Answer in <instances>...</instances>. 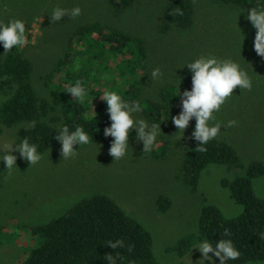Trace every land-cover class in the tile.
<instances>
[{"label": "rangeland", "instance_id": "374dc122", "mask_svg": "<svg viewBox=\"0 0 264 264\" xmlns=\"http://www.w3.org/2000/svg\"><path fill=\"white\" fill-rule=\"evenodd\" d=\"M171 1L174 0H137L132 8L117 14L109 0H0V20L20 18L27 22L29 43L22 51L33 64L31 81L38 96L49 101L45 77L53 72L68 45L77 43L74 41L76 29L94 22L145 41L148 59L142 80L143 99L160 100V90L167 85L178 91L179 78V91L190 90L187 68L182 67L201 54L212 53L237 60L248 71L253 87L241 90L237 86L233 90L235 96L215 114L222 124L228 120L237 121L233 127H221L216 139L234 146L243 165L253 160L264 162V58L253 50L256 30L246 19L247 12L238 16L242 10L220 7L212 0H192L197 8L194 28L188 32H163L164 9ZM77 6L81 8L78 17L70 19L66 14L59 21L51 20L53 8ZM0 49L4 51L2 45ZM157 66L161 67L164 77L153 81L149 73ZM5 97L0 95V102ZM181 110L179 97L178 102L170 105L168 119L159 125L160 143L150 153L144 152L143 142L137 139L136 130L132 128L129 154L121 160H113L109 155L113 138L108 137L88 146L82 145L80 150L74 145V150L79 152L67 160L60 155L59 144L43 153L36 165H30L13 151L11 154L18 158L11 173L0 161V227L12 237V240L6 237L3 243L0 241V264H17L33 245L29 231L19 226L47 223L92 194L109 196L151 233L154 256L160 264H196L200 258L197 249H191L182 258L169 249L181 238L197 233L204 202L217 206L228 218L241 213L242 207L231 198L222 181L243 176L245 170L211 165L203 172L197 191L193 192L181 177V162L189 147L199 141L192 137L195 117L190 119L180 138L177 135L179 130L171 118ZM59 114L56 109L45 120L59 125ZM135 115L147 120L141 112ZM24 126L6 128L0 125V148L14 142L15 148L19 144L18 132ZM253 188L256 196L264 199V176L254 180ZM162 197H167L171 203L165 212L159 211ZM213 260L219 264L215 257ZM246 264H264V261Z\"/></svg>", "mask_w": 264, "mask_h": 264}, {"label": "trees", "instance_id": "16d2710c", "mask_svg": "<svg viewBox=\"0 0 264 264\" xmlns=\"http://www.w3.org/2000/svg\"><path fill=\"white\" fill-rule=\"evenodd\" d=\"M212 1L220 7L228 6L236 10L264 5V0ZM136 2L109 0L117 14L132 8ZM180 10L182 15L178 14ZM196 14L197 8L192 0L171 1L164 9L162 31L188 32L194 28ZM74 41L77 43L68 45L53 72L45 77L51 101L38 96L31 81L33 64L24 56L22 49L15 51L13 46L5 54L0 49V95L6 96L0 102V125L6 128L25 125L18 132V143L26 136L43 154L60 144L55 139L59 134L55 131L59 125H67L70 130H74L75 125L82 126L91 135L93 143L105 140L108 137L103 135V129L110 126L111 121L106 103L98 98L103 88L116 90L129 102L139 101L143 105L141 114L148 121L159 125L165 123L170 115V105L179 100L176 97L178 91L174 86L167 85L160 90V100L142 98V80L147 72L148 59L142 38L94 22L78 27ZM187 73L191 81L188 69ZM77 80L90 92L96 120L88 98L80 103L66 92V87ZM56 109L60 113L57 119L59 125L45 120ZM33 120L35 128L29 126ZM199 144L197 142L189 147L183 156V181L196 192L202 174L209 166L242 167L245 170L243 176L222 181V186L229 189L231 198L242 207V211L228 218L217 206L204 202L197 233L181 238L169 251L182 258L197 238L206 237L215 244L225 238L223 231L227 228L241 256L225 264L264 261V240L258 235L264 231V199L257 197L253 188L254 180L264 176V162L253 160L243 165L235 147L216 138L205 146V152L196 150ZM170 204L167 197L160 198L159 211L165 212ZM18 228L29 231L33 245L27 256L17 264H109L105 257L109 254L117 256V253L116 264H160L154 256L151 233L104 194L80 199L61 216L47 223ZM6 237L12 240L0 227V241L3 243ZM117 239L123 240V248L113 249L107 244L109 240ZM129 245H132L131 251L128 250Z\"/></svg>", "mask_w": 264, "mask_h": 264}, {"label": "clouds", "instance_id": "9594fccd", "mask_svg": "<svg viewBox=\"0 0 264 264\" xmlns=\"http://www.w3.org/2000/svg\"><path fill=\"white\" fill-rule=\"evenodd\" d=\"M245 11L247 12V21L256 30L253 39V50L257 56L264 58V5L248 7L240 11L238 16ZM66 14L69 15L70 19L76 18L81 15V8L78 6L71 9L55 7L52 9L50 17L52 21H59ZM178 14L182 15V10ZM26 23L20 18H10L7 22L0 20V45L4 49L3 54L10 52L9 50L13 46H15L16 51L29 43L26 34ZM184 67L191 74V89L181 93L179 91L181 79L179 78L176 85L178 88L176 97H181L182 110L171 119L173 125L179 130L177 135L180 138L190 119L195 117L196 123L192 137L200 142L196 150L205 152L207 150L205 146L220 134L221 127L227 128L237 125L236 120H228L226 124H222V122L216 120L215 114L221 110L229 98L235 96L233 90L237 86L241 90H251L253 81L240 62L231 57H218L212 53L201 54L187 62L182 68ZM149 74L153 81L162 80L164 77V72L159 66L153 68ZM66 92L70 93L75 101L80 103L88 98L92 105L91 112L96 120L90 92L82 85L81 81L77 80L74 84L68 85ZM98 98L106 103V111L111 121L110 126L103 129V135L113 138L108 149L113 160H121L129 154V131L132 128L136 130L137 139L143 142L145 153H150L156 149L160 143L159 124L135 115L143 110V105L139 101L129 102L116 90L109 88H103ZM29 126L35 128L36 122L31 121ZM55 131L59 133L55 136V139L61 144L60 155L62 159L67 160L75 157L82 145L94 144L91 135L80 125H75L74 130H70L67 125H59ZM13 144L15 142L6 143L0 148V153H3L0 155V161L5 164L9 173L16 168L15 164L18 158L16 155L11 154L13 151L18 152L19 158L26 160L30 165H36L42 160V153L38 151L35 143L30 142L28 137L25 136L21 139L15 148H13ZM74 145L79 146L78 151L74 150ZM231 235V232L225 228L223 231V237L225 238L220 239L215 244L206 237L197 238L191 248L197 249L200 253V258L196 261V264H205L206 261L208 264H215L213 257L218 260L219 264H225V261L238 260L241 252L233 242ZM258 235L264 240V231L259 232ZM107 244L113 249L124 247L123 240L120 239L109 240ZM131 249L132 245H129L128 250L131 251ZM209 253L212 255L209 256ZM118 256L119 253H117V256L109 254L105 259L109 264H116Z\"/></svg>", "mask_w": 264, "mask_h": 264}]
</instances>
